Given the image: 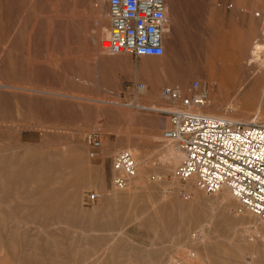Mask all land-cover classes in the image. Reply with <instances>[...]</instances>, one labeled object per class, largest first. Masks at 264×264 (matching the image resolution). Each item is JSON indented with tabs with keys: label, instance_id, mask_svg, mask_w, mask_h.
Masks as SVG:
<instances>
[{
	"label": "rangeland",
	"instance_id": "obj_1",
	"mask_svg": "<svg viewBox=\"0 0 264 264\" xmlns=\"http://www.w3.org/2000/svg\"><path fill=\"white\" fill-rule=\"evenodd\" d=\"M166 1L165 53L135 56L104 50L101 0H0V264H188L186 249L195 264H264V217L187 188L180 160L166 167L170 114L156 110L180 105L164 87L187 95L199 80L210 90L204 111L212 103L264 123V0ZM248 5L262 37L247 45ZM103 60L116 62L111 79L99 76ZM97 127L103 147L91 157L86 135ZM123 148L139 171L118 188Z\"/></svg>",
	"mask_w": 264,
	"mask_h": 264
},
{
	"label": "built area",
	"instance_id": "obj_2",
	"mask_svg": "<svg viewBox=\"0 0 264 264\" xmlns=\"http://www.w3.org/2000/svg\"><path fill=\"white\" fill-rule=\"evenodd\" d=\"M110 18L108 43L104 50L135 56H161L165 52L168 22L166 0H101ZM144 87V84H140ZM163 96L180 105L168 110L170 127L164 138L173 141L184 153L176 175L196 179L206 192L228 187L235 198L259 217H264V123L207 113L210 92L199 80L192 82L191 92L166 86ZM88 153L98 156L103 147L99 127L86 135ZM113 182L125 188L138 175L139 164L130 148L120 149L113 158ZM99 199L97 192L87 196Z\"/></svg>",
	"mask_w": 264,
	"mask_h": 264
},
{
	"label": "bare ground",
	"instance_id": "obj_3",
	"mask_svg": "<svg viewBox=\"0 0 264 264\" xmlns=\"http://www.w3.org/2000/svg\"><path fill=\"white\" fill-rule=\"evenodd\" d=\"M165 53V52H164ZM141 89L140 90H144L145 88L144 87H140ZM242 90V88H241V85H240V90H239V92ZM209 92H210V90H209ZM161 96H163L162 94H161ZM160 96V97H161ZM132 104H134V103H132ZM140 105V103H138L137 102V106H139ZM154 107H156V106H154ZM215 107L214 106H212V103H211V105H210V108H209V113H211V114H217V115H220V114H218L217 113V111H215ZM156 110H159V111H168V110H171V109H162V108H157ZM206 112V111H205ZM208 113V112H207ZM223 116V115H222ZM225 116V115H224ZM263 116V115H262ZM231 118H233V117H231ZM235 119H239V118H235ZM243 120H254V121H256V122H261L260 120H258L257 118H256V116H254L253 118H250V119H243ZM171 146V145H170ZM172 146H174V147H169V149H168V153L165 155V160H166V164H167V168L169 169V170H171V169H173V167L175 166V165H177V163L179 162V160H180V162L182 161V159H183V156H184V153H183V151L181 150V149H179V147L177 146V144H172ZM193 183H196V179L194 178V177H192V178H190V180L188 179V184L187 185H185L187 188L188 187H192L193 186ZM217 194L218 195H220L221 196V198L223 199V200H225V201H228L229 202V200H230V198L231 197H234V195L232 194V192H231V190L228 188V187H224V188H222V189H220L218 192H217ZM235 198V197H234ZM235 199H237V198H235ZM238 200V199H237ZM239 201V200H238ZM260 231H258L257 233H259ZM262 233V232H261ZM260 233V234H261ZM260 238V236L259 237H256V239H255V241H253L251 244L252 245H257V243H256V241H258V239ZM261 242V241H260ZM192 249V248H191ZM196 251V250H195ZM197 253V252H196ZM183 257L185 258V260H186V262L188 263V264H195V262L196 261H202V259H201V257L200 256H198V255H196L195 253H193L192 251H190V250H187L186 249V252L183 254ZM201 264V263H200Z\"/></svg>",
	"mask_w": 264,
	"mask_h": 264
},
{
	"label": "crops",
	"instance_id": "obj_4",
	"mask_svg": "<svg viewBox=\"0 0 264 264\" xmlns=\"http://www.w3.org/2000/svg\"><path fill=\"white\" fill-rule=\"evenodd\" d=\"M248 3V2H247ZM246 9L243 11V25L249 32L247 36L245 37V42L248 44H251L253 41V38L255 37H262V20L259 13H256L254 9L250 5L245 7ZM224 14L222 16V19L224 20ZM226 15V14H225ZM229 15V14H228ZM229 19V16H228ZM229 27V23L227 24ZM224 22H222V35H221V42L224 44V42L229 43V36L224 33ZM107 61V60H103ZM97 68L99 67L101 73L99 76L107 77L108 79H111L113 75H115L116 70V62H97ZM102 70L104 72L102 73ZM103 74V75H102ZM98 75V73H97Z\"/></svg>",
	"mask_w": 264,
	"mask_h": 264
}]
</instances>
